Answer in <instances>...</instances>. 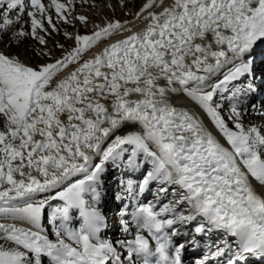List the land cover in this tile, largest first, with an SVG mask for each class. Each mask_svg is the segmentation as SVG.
I'll list each match as a JSON object with an SVG mask.
<instances>
[{
    "label": "snow or ice",
    "instance_id": "obj_1",
    "mask_svg": "<svg viewBox=\"0 0 264 264\" xmlns=\"http://www.w3.org/2000/svg\"><path fill=\"white\" fill-rule=\"evenodd\" d=\"M129 2L95 23L76 0H0V43L23 45L0 49V264L264 262V0ZM113 172L154 197L118 233Z\"/></svg>",
    "mask_w": 264,
    "mask_h": 264
},
{
    "label": "bare ground",
    "instance_id": "obj_2",
    "mask_svg": "<svg viewBox=\"0 0 264 264\" xmlns=\"http://www.w3.org/2000/svg\"><path fill=\"white\" fill-rule=\"evenodd\" d=\"M45 2H47V0H45ZM92 4H95L92 0H90V2L87 4V5H92ZM127 6L131 7L133 11H135V6L133 5V3L129 2L127 4ZM92 8V7H90ZM92 11V18L93 19H96L97 17V12L95 10V7H93V10ZM75 12L76 14H83V15H86L89 17V9L87 8L86 4H81L80 3V0H76V3H75ZM104 14L106 15L107 17L109 16V14L107 12H105L104 10L100 11V14ZM124 11H122V9L120 11H118L115 15L116 16H120V15H123L124 16ZM60 29H61V33L60 34H57V33H53L52 36L49 38V43L48 44H53L55 46L56 42H59L58 39H56L54 36H57L58 38L62 39L63 42H64V45L66 47H69L71 45V41L69 40H66L64 38V36L62 35L63 33V30L65 28H67L68 31L70 32H73L74 31V28L72 26H69V25H65V24H60L59 25ZM84 27L81 25V31L84 32ZM88 31H89V26H88ZM26 44H31V45H35V43H32V42H29L28 40L25 41ZM60 43V42H59ZM7 47L9 49V52H23V45H21L20 48H16L15 45L11 46V47H8L5 43H0V49H3V47ZM257 53H258V57L260 59H264V45H260L258 48H257ZM54 55H57L59 56L61 54V50H59L58 48L55 47V52L53 53ZM38 62V59L34 58L31 60V63L35 64ZM263 85H261L262 87ZM178 102H181V101H178ZM260 102V101H259ZM250 119H253L255 120L256 122H259V118L257 117V115L255 113L252 114L251 117H249ZM117 180V179H116ZM107 185L111 186L113 185V187H116V188H119V190H122V186L118 184V181L117 182H113L110 180H108V176L106 177V182H105ZM106 189V195L104 197V199L102 200L103 204H105L106 202V198H108L109 196H113L114 198V192L113 191V188L111 187V189ZM118 204V203H117ZM119 209H113L111 212V215L110 216H107L108 218V224H109V227L114 231V232H118L119 231V216H118V213H119ZM126 219V218H125ZM253 261L250 263L252 264ZM258 264V263H256ZM260 264H264V262H260Z\"/></svg>",
    "mask_w": 264,
    "mask_h": 264
},
{
    "label": "rangeland",
    "instance_id": "obj_3",
    "mask_svg": "<svg viewBox=\"0 0 264 264\" xmlns=\"http://www.w3.org/2000/svg\"><path fill=\"white\" fill-rule=\"evenodd\" d=\"M95 4H92V5H87L86 4V6H87V8L89 9V19H90V21H92V22H95V23H100L105 17H107L106 15H104V14H100V11H102V10H104L105 12H107L108 14H109V16L107 17V18H112L113 16H115L116 18H120V19H124L125 18V16H123V15H120V16H116L115 14L118 12V11H120L121 9H122V11H124V12H127V11H129V10H131V11H133L132 10V8L131 7H129V6H127V7H125V8H121V7H119V5H118V3H117V0H92ZM108 3H112L113 5H114V7H115V13H113V11H112V9H110V8H108V7H106V5L108 4ZM90 7H92V8H90ZM93 7H95V10H96V12H97V17H96V19H93L92 18V11L91 10H93ZM89 31L92 29V23H89ZM80 31L81 33H83L82 31H81V25L79 24V22H77L76 23V25H75V28H74V31ZM85 31H88V29H84V32ZM56 39H58L59 40V42L61 43V44H64V42H63V40L62 39H60V38H58L57 36H54ZM29 42H32V43H35V41H33V40H31V39H29L28 40ZM48 48L49 49H52L53 50V53L55 52V46L53 45V44H48ZM59 49V48H58ZM3 50H5V51H7V52H9V49L5 46V47H3ZM59 50H61V49H59ZM21 53H23V52H21ZM53 56H55V57H58L57 55H54L53 54ZM36 59H39V58H36ZM30 63H31V61H29ZM124 179L125 178V176H123V177H120L117 173H115V172H113V173H111L110 175H108V180H110V182L111 181H113V182H117V180L118 179ZM117 179V180H116ZM106 182V181H105ZM104 187L105 188H107V189H111V187L113 188V191H116V192H119L120 193V195H123L125 192H123L122 190H119V188H116V187H113V185H111V186H109V185H107L106 183H105V185H104ZM153 187H155L154 185H153ZM154 198V197H153ZM102 209H103V211L105 212V215L106 216H110L111 215V211L113 210V209H117V202L115 201V199L113 198V196L111 197V196H109L108 198H106V202H105V204H103V202H102ZM119 232V231H118ZM117 232V233H118ZM256 263H258L257 261H253V263L252 264H256Z\"/></svg>",
    "mask_w": 264,
    "mask_h": 264
}]
</instances>
